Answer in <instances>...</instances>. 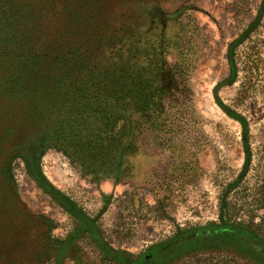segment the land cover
Segmentation results:
<instances>
[{
    "label": "rangeland",
    "instance_id": "1",
    "mask_svg": "<svg viewBox=\"0 0 264 264\" xmlns=\"http://www.w3.org/2000/svg\"><path fill=\"white\" fill-rule=\"evenodd\" d=\"M263 176L264 0H0V264H264Z\"/></svg>",
    "mask_w": 264,
    "mask_h": 264
},
{
    "label": "trees",
    "instance_id": "2",
    "mask_svg": "<svg viewBox=\"0 0 264 264\" xmlns=\"http://www.w3.org/2000/svg\"><path fill=\"white\" fill-rule=\"evenodd\" d=\"M161 35L159 36L158 43L160 44ZM191 55V53H189ZM177 70H192L194 65V60L191 58V56H186L181 62L178 63ZM167 186H165L166 188ZM164 188V189H165ZM138 203V200H135ZM252 203L256 205V210H261L260 221L257 224L256 228H252L249 226H246L242 223H233L235 226L238 225V227L242 226L245 228V234L247 235L248 239L250 241H263L264 242V232L261 230L262 226L264 227V176L262 178L261 184H259L253 193V197L250 200ZM235 259V258H234ZM179 260H176L173 264H179ZM237 261V259H235ZM202 262V261H201Z\"/></svg>",
    "mask_w": 264,
    "mask_h": 264
}]
</instances>
